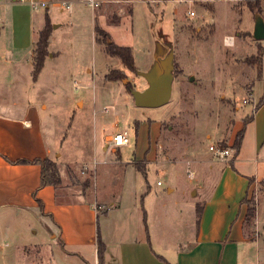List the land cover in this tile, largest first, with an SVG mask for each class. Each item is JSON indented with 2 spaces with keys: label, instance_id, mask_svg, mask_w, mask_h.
<instances>
[{
  "label": "rangeland",
  "instance_id": "rangeland-1",
  "mask_svg": "<svg viewBox=\"0 0 264 264\" xmlns=\"http://www.w3.org/2000/svg\"><path fill=\"white\" fill-rule=\"evenodd\" d=\"M46 1L48 9L36 11L22 0H0V94L35 110L55 145L53 160L65 195L61 204L78 205L73 212L58 211L56 219H70V232L76 231L71 236L85 245L63 248L52 216L33 206L34 196L23 197L32 175L27 182H14V175L0 171V177L12 178L0 179V264H95L96 246L84 239L94 233L98 221L94 217L91 224L87 209L79 206H91L94 191L104 199L117 198L128 182L139 193L147 224L156 235L154 249L174 264L175 251L193 243L183 234L195 224L196 205H204L200 194L193 195L196 185L206 175L205 184L213 189L217 172L226 167L210 146L234 142L264 94V39L253 36L256 14L264 20V0H95L94 8L82 0ZM64 2L72 5L71 11L60 8ZM47 24L49 54L34 79L33 49ZM160 24L174 41V91L170 103L140 108L128 86L146 88L137 72L152 62L154 26ZM109 42L132 49L134 71L109 55ZM119 73L126 75L123 80L106 79ZM117 131L128 134L129 145H109ZM134 160L141 168L136 177L125 169ZM177 187H185L194 202L179 197ZM170 188L175 192L169 193ZM249 190L242 203L249 240L235 241L234 228L232 241L226 243L234 244L238 264H264V180ZM228 192L221 188L216 197L226 228L215 234L223 236V242L241 208V201ZM188 222L193 226L186 228Z\"/></svg>",
  "mask_w": 264,
  "mask_h": 264
},
{
  "label": "crops",
  "instance_id": "crops-1",
  "mask_svg": "<svg viewBox=\"0 0 264 264\" xmlns=\"http://www.w3.org/2000/svg\"><path fill=\"white\" fill-rule=\"evenodd\" d=\"M35 47L33 50H35ZM13 70L15 81L18 82L20 75L18 66H15ZM261 97L255 101L254 111L249 117L250 119L247 120L246 124L243 122L240 129L244 128V136L239 152L235 155L234 150L231 149L232 156L226 161H219L220 163L223 162L226 167L222 172H217L214 181L217 186L214 184L215 187L213 186V189H210V186L205 184L206 175H204L202 183L196 185L194 191L196 195L194 196L197 197L200 194L204 205H200L202 203L196 205L195 212L193 211V214L196 213L195 217H197L195 227L193 223L188 222L186 228H189V226H193V228H189L183 234L186 240L192 238L193 243L188 247H180L175 251L174 264H238L234 244L228 245L226 242L232 241L230 236L234 228L237 230L235 241L242 243L249 240L244 233L243 204L249 196L250 186H256L264 180V104L259 110L255 111V106ZM35 115V110H32L29 106H20L16 100L6 101L0 94V171H3L6 175H14V182H27L29 181L28 176L32 175L34 180L26 189L23 197L30 199L31 195L34 196L33 206L40 208L44 214L52 216L53 224L60 232L63 248L69 246L79 248L85 244L75 235L71 236L76 232H70L71 220L68 219L65 222L56 219L55 214L58 211L73 212L78 207V205L73 204H61V201L63 202L65 198V195L61 193L63 184L58 188L52 186L42 188L40 165L16 163L21 160H53L54 155L57 154L55 145L48 141L44 126L39 119H36ZM117 126L115 125L114 128L116 129ZM232 145L233 142L228 146ZM104 150L106 151L107 147ZM148 153H152L150 156L154 154L150 150ZM137 163L138 161L134 160V162L127 164L125 168L128 171L132 169L130 172L135 177ZM0 179L12 180L11 177L3 178V176ZM188 181L186 183L189 185L196 184L193 181ZM129 184L128 182V185L123 189L124 191L122 190L117 198L104 199L94 191L92 205L79 206L80 209L82 208L81 210L86 211L87 209L91 224H94V217L98 221L96 232L94 231L93 234L84 239L86 244H95L96 246L94 263H99L97 241L100 236L105 245V264H172L154 249L156 235L150 225L146 224L147 212L140 205L139 193ZM191 187L189 189H192ZM221 188L224 192L229 191L228 193L232 195L233 200L241 201L238 217L233 222L231 234L227 236L225 242L220 240L223 236L219 238L215 234L216 231L226 228V219L221 217L223 215L221 206L216 204V200H218L216 197ZM177 189L181 191L179 197L189 198L191 202H194L193 196L190 197L189 194H186L185 187L182 189L177 187ZM17 192L14 187V197L18 196ZM174 192V188L169 189V193ZM82 197H84V194H81L80 198ZM81 201L82 203H88L86 200ZM89 210L93 211L92 218V213ZM98 211H101L100 214ZM72 222L74 229H76L77 218H74ZM67 253L71 254L73 252Z\"/></svg>",
  "mask_w": 264,
  "mask_h": 264
},
{
  "label": "water",
  "instance_id": "water-1",
  "mask_svg": "<svg viewBox=\"0 0 264 264\" xmlns=\"http://www.w3.org/2000/svg\"><path fill=\"white\" fill-rule=\"evenodd\" d=\"M253 36L256 40L264 39V20L259 13L256 14ZM137 74L145 80L146 88L131 89L130 94L135 106L157 108L170 103L176 80L175 48L171 33L162 24L154 26L152 62L147 70L138 71ZM193 195H196V192Z\"/></svg>",
  "mask_w": 264,
  "mask_h": 264
},
{
  "label": "trees",
  "instance_id": "trees-1",
  "mask_svg": "<svg viewBox=\"0 0 264 264\" xmlns=\"http://www.w3.org/2000/svg\"><path fill=\"white\" fill-rule=\"evenodd\" d=\"M162 1H169V0H162ZM259 14L261 13L259 12ZM50 38H51V34L49 33V26L47 24L45 28H43L40 31L37 42H36V47L34 50V65H33V78L34 79H37L39 77L41 71L44 68L45 60L49 54L48 48L50 46ZM108 53L111 57H117L121 59L126 69H129L132 71L135 70V59L133 56L132 49L130 47H122L114 43H111L110 46L108 47ZM262 60L263 59L261 58L260 60L261 69L260 70H262V65H261ZM125 76L126 75L124 73H119L118 76L109 74L106 76V79L108 81H117V80H123ZM132 88L133 87L131 85L128 86L129 92L131 91ZM263 104H264V95L261 97L258 104L255 106V111L259 110V108ZM249 119H245L244 124H246L247 120ZM243 136H244V128L239 133H237L232 146H228L224 143H219L217 145H221L225 148H230L234 150L235 155H236L240 150ZM16 163L18 164L32 163V164L40 165L41 166V187L42 188L46 186H52V187L58 188L62 185V178L60 175L58 163L55 160H52V159H44V160L38 159L34 161L21 160ZM136 168L141 170L139 164H136ZM97 256H98V262H99L98 264H105L104 262L105 245L102 242L100 236L98 237V241H97Z\"/></svg>",
  "mask_w": 264,
  "mask_h": 264
},
{
  "label": "built area",
  "instance_id": "built-area-1",
  "mask_svg": "<svg viewBox=\"0 0 264 264\" xmlns=\"http://www.w3.org/2000/svg\"><path fill=\"white\" fill-rule=\"evenodd\" d=\"M22 1L31 5V7L36 11L46 10L49 7L47 5L46 0H22ZM82 1L92 8L98 6V3H96L95 0H82ZM59 6L63 10H67V11L72 10V5L66 2L59 4ZM191 16H195V13L192 12ZM129 144H130V139L128 137V134L126 132H119V131L113 134L109 142V145L113 146V149H118L123 146H127ZM210 151L216 156V158L219 161H226L232 156V151L230 148H225L217 144L211 145Z\"/></svg>",
  "mask_w": 264,
  "mask_h": 264
}]
</instances>
